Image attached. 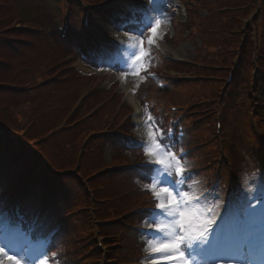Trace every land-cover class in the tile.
<instances>
[{"label": "trees", "instance_id": "16d2710c", "mask_svg": "<svg viewBox=\"0 0 264 264\" xmlns=\"http://www.w3.org/2000/svg\"><path fill=\"white\" fill-rule=\"evenodd\" d=\"M101 0H96L100 2ZM196 6L199 9H206L208 12V17H201L197 14L199 9H194L192 11L191 20L192 26H194L197 32L201 33L202 38L205 42V48L207 51L206 59L204 63L208 65L220 64L224 66L229 61L231 62L234 56V50L237 48L236 44L238 41V34H234L233 31L241 27L242 18L248 14L249 11H226L221 12L220 10L224 7L236 8L245 7L249 4H255L254 0H194ZM18 5H24L21 2ZM22 4V5H21ZM9 6L10 3L7 0H0V48H2V53H0V68H4L2 72L3 75L7 74V70L12 71V75L9 78L0 79L1 82H9L8 80L16 79L17 76L13 69L29 71L31 74L28 80L22 81V89L13 88L14 90H22L18 92L22 94L21 102L16 103L13 100H9V103L0 107V124L4 126L7 130L14 133L17 139V144L14 145L16 150L15 156L16 168H12L11 165L6 162L10 157V153L7 152L5 155L0 153V183L6 189V191L14 190L19 184L29 179L31 173L36 170L41 164L39 156L28 147H26L27 136L31 139V144L33 148L39 150L44 155H46L52 164L60 171L70 170L75 163V156L78 153L79 147L84 144L87 135L97 131L99 121L102 117L108 115L109 111H101L96 114L89 121L81 123L78 122L80 115L85 114L95 103L100 99H106L109 94H101L98 91H93L86 99H84L79 106L77 111L67 118L68 113L73 109L79 94L86 87L89 78H78L76 77V71L74 68H68L70 61L67 60L68 55L76 53V42L77 33L70 30L67 38L62 39L57 34L54 28H50L45 17L44 20L36 22L38 28L25 29V28H8L5 25V19H9ZM42 9V7H39ZM262 19L260 29L262 31L261 37L257 32V39L260 47L264 48V2L262 4ZM10 12H13L11 9ZM24 14V12H22ZM28 14V12H27ZM42 12L39 14L40 17ZM34 16V15H33ZM105 20L104 18H102ZM29 17L27 21H29ZM259 27V25L257 26ZM1 30L8 33V36L1 34ZM19 35L16 38L14 36ZM30 37V38H25ZM251 34H247L246 43L244 44V55L248 56L247 51L251 49L252 42L250 41ZM9 41V42H6ZM235 45V46H234ZM236 47V48H235ZM235 48V49H234ZM7 51V52H6ZM43 53L46 56L44 58H39L38 54ZM60 59V60H59ZM243 60V56L241 58ZM244 61V60H243ZM55 62V63H53ZM66 64H63V63ZM63 64V65H62ZM232 64V62L230 63ZM59 66H64L65 70H60ZM12 67V69H11ZM68 69V70H67ZM67 71V72H66ZM1 73V71H0ZM216 74L223 75L224 71H215ZM45 75H52L48 77ZM46 80L40 84L39 80ZM55 77V78H54ZM35 79V80H34ZM48 79V80H47ZM74 81V83H73ZM46 82V83H45ZM59 83L57 89L54 90L56 93L53 102L48 103V100L43 97L42 101L39 99L37 94H33L39 86H56ZM37 84V85H36ZM40 84V85H39ZM65 84V85H64ZM68 84V89L65 86ZM36 85L35 91H29L31 87ZM152 85L143 83L139 90L145 94L144 89L150 88ZM7 88V87H6ZM10 89V88H9ZM45 96V95H44ZM41 97V96H40ZM226 100L233 104L232 97L229 95ZM51 104H54L51 107ZM26 106V110L23 109ZM56 107L57 110L63 111V116L68 120L65 129L58 134L52 135L49 140H53V136H59L62 141L57 140L53 147L50 148L46 145L48 139L43 140L42 136L47 133L59 119H52L50 117L47 121L41 124L42 117H40L46 110ZM80 113V115H78ZM33 115H38L37 119L33 120ZM48 116H46L47 118ZM210 119V118H209ZM34 121H36L34 123ZM103 121V120H102ZM32 123L35 124L27 128V126ZM208 123H211L208 120ZM229 123H233L230 118ZM47 126V128H46ZM34 127V128H33ZM32 128V129H31ZM44 128V132L39 133L38 129ZM27 129L33 131V134H29ZM101 129V128H100ZM51 135V134H50ZM53 137V138H52ZM112 136H96L85 145V150L83 153V160L80 172L82 174H90L97 165L91 164L92 160L98 155H100L101 149L104 147L105 143L112 141ZM117 147L121 142H113ZM41 149V150H40ZM138 168H129L121 171L120 174L114 177L101 176L97 178V183H103L105 190L98 191V196L107 197L110 203L103 205L101 212L104 218H113L118 213L127 210L129 205L136 204L142 197L147 198L149 193H141L134 183V179L138 173ZM140 174V172H139ZM48 178L50 186L54 187L51 193L55 196L56 202L49 209V212H44L42 215V222L54 223L63 217L64 214L70 212L77 204L86 203L87 196L84 195L82 187L79 185L76 177L71 176H60L57 177L53 175L49 169H44L29 186L23 188L19 194V205L22 210V218L26 219V213L30 211L28 209L29 201L42 202L45 198L42 196L41 191L44 180ZM118 186V188H116ZM126 194L121 197V195ZM106 195V196H104ZM121 197V198H120ZM49 206V202L46 203V208ZM33 209V208H32ZM100 216V215H99ZM102 217V216H100ZM40 229V228H39ZM124 227L118 225L116 227L105 226L103 232L105 235H110L111 242L119 241L122 239L124 233ZM66 245L65 249L61 247ZM130 248L136 244L130 243ZM94 246L92 240V229L89 220L85 214L79 217H73L65 220V223L61 226V232L56 239L52 251H56L59 254V258L65 263H81V264H98L97 255L99 251L96 250V254H90V250ZM116 254V252H114ZM95 257V261L90 263L89 260ZM81 258L80 261H77ZM120 264H125L133 262V257L130 256L126 260L125 257L119 256Z\"/></svg>", "mask_w": 264, "mask_h": 264}, {"label": "snow or ice", "instance_id": "6c2138e0", "mask_svg": "<svg viewBox=\"0 0 264 264\" xmlns=\"http://www.w3.org/2000/svg\"><path fill=\"white\" fill-rule=\"evenodd\" d=\"M143 2L146 7L139 19L130 22L129 31L133 34L126 32L124 39L102 46L97 59L98 63L119 69L122 79L132 75L139 82L153 76L148 71L152 50L159 46L162 27L169 22L166 13L160 10V0ZM144 115L146 138L129 143L143 149L146 160L137 167L150 182L143 184L142 190L149 191L155 202L147 210V229L143 233V251L151 257L150 264H253L251 255L257 244L260 264H264V175L252 186H248V181L243 182V219L222 218L217 211L223 206L222 201L213 198L209 202L202 191L193 195L183 190L194 186L188 183L194 173L183 159L186 154L183 149L174 150L172 129L164 128L148 105L144 107ZM198 184L196 181L195 185ZM219 219L223 223H218ZM50 246L46 237L0 227V264L6 261L7 264H51L57 253L49 256Z\"/></svg>", "mask_w": 264, "mask_h": 264}, {"label": "rangeland", "instance_id": "374dc122", "mask_svg": "<svg viewBox=\"0 0 264 264\" xmlns=\"http://www.w3.org/2000/svg\"><path fill=\"white\" fill-rule=\"evenodd\" d=\"M7 1L10 3V6H9L10 9L8 10L9 11L8 14L10 16H9V19L8 18L5 19V25L8 28H11L14 26H26L29 28H38L37 27L38 24L36 22L42 21L46 17L45 15H46L47 11L45 9L39 8V7L45 6L44 0H7ZM47 1L49 4L51 3V6L53 7V10L50 9V14L52 16L56 15L57 17H59V19L62 16V13L67 12L66 7L70 3L68 0L67 1L66 0H60L59 2H58V0L56 2H55V0H47ZM85 1L90 2V3L96 2V0H85ZM104 1H105L106 5H107V3L111 2V0H104ZM18 2H21L24 5H22V4H21L22 6L18 5L17 4ZM170 2H173V3H170ZM168 4L171 6L172 5L173 6L179 5V3L177 1L160 0V5H161L160 10L163 11L164 13H166L167 20L169 21L167 24L163 25V27H162L163 36L166 32L172 31V29H173L171 14L167 11L169 8ZM125 5L128 6V10L123 11L121 16H118L115 18V25H113V27H111V33L112 34H111L110 38L108 39V41H105L104 44H102V46L109 45L112 41H117L118 39H124L125 33L122 30L129 22L134 21L133 11H142L146 7L143 0H137L136 4L134 6L130 5L129 3H127ZM11 9L13 10V12H10ZM22 12H24V14H22ZM27 12H28V14H27ZM41 12H42V15H41L42 17L39 16V14ZM172 12L175 13V16L177 18H179V19L184 18L183 9L181 10L180 8H177V9H174ZM84 13H86V7L82 5V11H79L78 22L80 21V23H81L82 20L84 22V20L86 19V18L84 19ZM28 17L30 19L29 21H27ZM78 25H79V23H78ZM121 25H124V26L122 27ZM1 34L8 36V33L4 32V30H1ZM14 37L18 38L20 36L16 35ZM25 38L27 39L30 37H25ZM157 43H159V45L162 48H164V50L168 54H171L172 56H176V57L183 58V59H190V58L194 57L195 46L190 42H186L178 48H174L171 45L164 43L163 38L159 39L157 41ZM0 53L3 54L2 48H0ZM45 56H46V54L44 55L43 53L38 54L39 58H44ZM53 63H55V62H53ZM63 64H66V63L64 62ZM72 66H75L78 69H80L82 73H85V74L90 73V74H95L96 76H102L103 79L100 80V82H101L100 86L101 87H108L111 84H113V82L116 80L120 81V86H119L120 91L125 92V91H127V87H130L132 89V94H129V95L126 94V99H127L128 103H130L133 106V109L135 110V113H134L135 121L138 122L137 127L131 132V134H132L131 140L136 141V140L146 138L145 137V128L143 126V121L145 119L144 111L142 110V107H141L142 114L140 113V107H138V106H140V104L137 100L134 99V96H133V94H134L133 89L136 90L137 84L141 83L138 81L137 77L132 76V75H128L126 78L122 79L121 75L116 74L114 72V68L109 67L107 64L99 63L100 68L95 69V68H91L89 66H86V65L82 64V62L77 60V61L73 62ZM58 68H60V70H65L64 66H59ZM171 69L178 70L179 68L171 66ZM15 70L16 69H13V73L15 72ZM0 71H1L0 79H5L6 77L9 78L12 75V71L10 72V70H7V74H5V75L2 74V72L4 71V68H0ZM165 73L166 74H176L174 71H171V70H166ZM15 75L17 76V78L15 79L14 84H20L22 81H25V80H27V78L30 77L29 71H24V70L20 71L19 69L15 72L14 76ZM0 82H1V80H0ZM58 86H59V83L55 87L58 88ZM154 87L151 86L150 88L148 87V89L147 88L144 89V92H146L145 94L141 91V95L140 94L138 95L140 97V99L142 101L144 100V102L146 103V99H145L146 97L157 98L158 95L156 94ZM65 88H66V90L68 89V84L65 86ZM48 90H49V88H47V92H48ZM18 91L19 90L9 89L6 87H0V107L8 104L10 98H11V100L17 99L16 102H20V100H21L20 96L21 95L17 94ZM40 91L42 92L43 89L41 88ZM159 94L162 97V94L161 93H159ZM190 98H191V93H189L187 91L178 90L175 94L174 101L176 102V104L178 106L182 107V106L187 104V102L190 100ZM55 112H56V107L53 110L52 116L55 114ZM78 115H80V113ZM238 118H239V122L241 123V125L244 126V124H245L244 123L245 112H241V114H239ZM261 118L263 119L262 124L264 125V114L261 115ZM162 125L164 127V123ZM31 132H33V131L32 130L28 131L29 134ZM0 135H2V134H0ZM2 136L5 137L6 135H2ZM61 137H62L61 139L59 136L56 137L58 142L62 141L63 135H61ZM27 138H29V137L27 136ZM57 140H54V143ZM52 141H50V143H48V142L46 143L47 148L48 147L50 148V146L53 145ZM7 142H8V138L5 137V140L0 142V149L7 146ZM238 145H239V152L237 153L235 151V155H238V159L240 161V167L243 170V174L238 178L239 187L243 188V182L244 181H248V186H252L256 182H258V180L260 179V177L262 175H264V148L255 142L254 136L251 134V131L248 128H244L242 134L238 138ZM256 152H257V156L255 155ZM106 158L108 161H110L109 150L106 151ZM183 159H185L189 162L190 168L191 167H200V168L204 167L203 161H198L196 163H193L194 157L191 155H187V156L183 157ZM80 168L81 167H79V169ZM219 170L220 169H218V167L212 168L210 170H205V171H209V172H205V173H202L201 175H197V176L192 177V179L189 180L188 183L193 184L194 186L191 189H187V187H186L183 190L191 191L190 193L193 195L202 191V192L207 194V199L209 202H211L213 200V198H216L218 202H221L222 197H223V192L222 193H216L215 185L213 184L214 177L218 180ZM87 176H88V174H85L83 176L84 179ZM223 177H224V171L221 170L220 179H223ZM90 180L94 181L95 179L91 178ZM196 181H199L198 185H195ZM230 181H231V175L229 174V176L226 178V181H225V179L220 181L221 185H220L219 189H222L223 184L226 185V184L230 183ZM236 203H239V201H236ZM90 207H91V205H90ZM79 208L80 207H75V208H73V210H78ZM5 210L6 209H4L2 212H4ZM217 211H219L221 213L222 207L217 209ZM87 212H89V209L79 211L75 215L71 214L69 217L70 218L77 217V216L79 217L80 216L79 214H81V213L83 214V213H87ZM4 226L13 227V228L21 230L20 220L17 217V214L15 212V206L12 207V211L6 212L0 216V227H4ZM258 226H259V222L257 221V227ZM146 229H147V223H145L141 229H135L134 233L139 235L141 238H143V233ZM145 254H146V257H145L143 264H150L151 257H149L147 253H145ZM5 264H7V261L5 262ZM234 264H235V262H234Z\"/></svg>", "mask_w": 264, "mask_h": 264}]
</instances>
